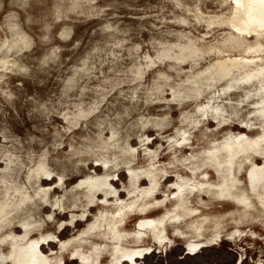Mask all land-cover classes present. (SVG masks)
<instances>
[{
    "label": "rangeland",
    "instance_id": "1",
    "mask_svg": "<svg viewBox=\"0 0 264 264\" xmlns=\"http://www.w3.org/2000/svg\"><path fill=\"white\" fill-rule=\"evenodd\" d=\"M237 260L264 264V0H0V264Z\"/></svg>",
    "mask_w": 264,
    "mask_h": 264
},
{
    "label": "water",
    "instance_id": "2",
    "mask_svg": "<svg viewBox=\"0 0 264 264\" xmlns=\"http://www.w3.org/2000/svg\"><path fill=\"white\" fill-rule=\"evenodd\" d=\"M240 262L237 260L236 262H235V264H239Z\"/></svg>",
    "mask_w": 264,
    "mask_h": 264
},
{
    "label": "bare ground",
    "instance_id": "3",
    "mask_svg": "<svg viewBox=\"0 0 264 264\" xmlns=\"http://www.w3.org/2000/svg\"><path fill=\"white\" fill-rule=\"evenodd\" d=\"M95 188V187H94ZM97 188V187H96Z\"/></svg>",
    "mask_w": 264,
    "mask_h": 264
}]
</instances>
